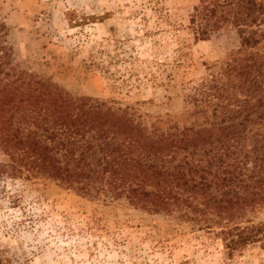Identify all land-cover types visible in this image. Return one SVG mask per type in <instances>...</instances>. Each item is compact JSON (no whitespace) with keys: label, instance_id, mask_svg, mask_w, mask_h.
<instances>
[{"label":"rangeland","instance_id":"1","mask_svg":"<svg viewBox=\"0 0 264 264\" xmlns=\"http://www.w3.org/2000/svg\"><path fill=\"white\" fill-rule=\"evenodd\" d=\"M199 1L0 0L2 41L12 63L71 95L181 127L192 122L188 94L239 47L232 26L194 38ZM251 51L263 53L264 39ZM218 230L43 173L0 175L1 264H264V249L229 253Z\"/></svg>","mask_w":264,"mask_h":264},{"label":"trees","instance_id":"2","mask_svg":"<svg viewBox=\"0 0 264 264\" xmlns=\"http://www.w3.org/2000/svg\"><path fill=\"white\" fill-rule=\"evenodd\" d=\"M189 21L197 40L234 27L239 47L188 94L192 122L181 127L18 67L0 23V175L43 173L216 226L229 253L264 249V52L251 51L264 0H200Z\"/></svg>","mask_w":264,"mask_h":264}]
</instances>
